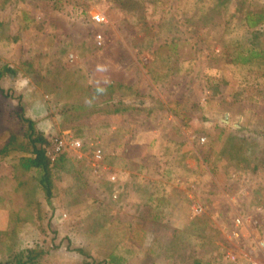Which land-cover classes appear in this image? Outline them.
I'll list each match as a JSON object with an SVG mask.
<instances>
[{
    "label": "rangeland",
    "instance_id": "374dc122",
    "mask_svg": "<svg viewBox=\"0 0 264 264\" xmlns=\"http://www.w3.org/2000/svg\"><path fill=\"white\" fill-rule=\"evenodd\" d=\"M244 9L264 12V0H0V61L17 70L0 85V261L33 248L47 253L37 264H85L72 250L84 248L90 261L116 251L127 264H264V57L238 59L264 49V23L250 28ZM109 85L124 111L55 110ZM26 117L36 135L86 143L52 161V198L20 165ZM92 141L118 183L92 168ZM186 148L179 202L154 225L142 163L184 171Z\"/></svg>",
    "mask_w": 264,
    "mask_h": 264
},
{
    "label": "trees",
    "instance_id": "16d2710c",
    "mask_svg": "<svg viewBox=\"0 0 264 264\" xmlns=\"http://www.w3.org/2000/svg\"><path fill=\"white\" fill-rule=\"evenodd\" d=\"M244 14L246 23L250 28H256L264 23V12L244 9ZM238 56V59L242 63H250L257 59H262L264 57V49H249L247 53H239ZM15 74H17V70L14 67L10 66L6 62L0 61V85L5 77L14 76ZM114 88V85L94 88L93 93L89 94L86 97V100H78L77 102L56 106L55 110L65 119L94 113L99 110L109 112L124 111L127 107H122L123 105L120 101L115 102L116 97L112 93ZM25 120L28 122L32 148L29 150V155H25L20 158V165L25 170H37L40 172V186L47 195V198H52L54 186L52 161L54 160H52L47 154L49 139L42 134L36 135L37 133L35 131L33 121L27 117ZM11 145L12 142L8 143L1 150V153H7L12 148ZM64 154L65 153L59 155L55 160L59 159ZM153 162L156 164L155 166H151ZM145 166H150L151 168L143 169H150L149 172L151 174L156 172V175L161 177V180L160 182L150 180L146 183H142L140 181L138 184L139 190L145 193V195H148L149 200L153 199V197L158 198L156 199L157 204L154 208L155 214L150 220L154 225L156 223L165 224L166 221L164 219L163 221V216H161V214L164 213V208L176 206L181 195V190L174 184H179V178L183 175H189L190 173L173 166L169 159L159 158L156 156L149 157L143 167ZM176 180L178 182H176ZM156 190H158L157 193ZM158 214H160V217ZM72 250L78 252L82 256L85 264H127L128 262V259L125 256L118 254L116 251L111 252L103 261H90V255L84 248H75ZM46 254L47 253L41 249H27L26 251L24 250L18 252L13 258L0 261V264H37L40 258H43Z\"/></svg>",
    "mask_w": 264,
    "mask_h": 264
},
{
    "label": "built area",
    "instance_id": "2783aa9c",
    "mask_svg": "<svg viewBox=\"0 0 264 264\" xmlns=\"http://www.w3.org/2000/svg\"><path fill=\"white\" fill-rule=\"evenodd\" d=\"M90 16L92 20L98 24H105L108 22L107 15L101 11V10H95L90 11ZM96 42L98 46H102L104 43L103 35L97 34L96 35ZM203 141L205 139H202ZM86 143L80 139L77 138H71L67 135H57L54 137H51L49 139V144L47 146V154L52 159L55 160L59 155L69 152V151H75L76 153L80 155L83 154V149L85 148ZM89 146L91 149V157L89 158L90 164L92 168L96 172H103L108 175L109 180L111 183H118L119 176L116 171L111 168V166L106 164V153L105 149L103 147V144H101L100 141H92L89 142ZM113 195L117 196L119 195L118 190L114 189ZM194 211L199 213L203 211V207L199 204H193ZM238 223L241 222L240 219L237 220ZM229 257L232 259H235V255L231 252H229ZM248 264H260L257 261H251Z\"/></svg>",
    "mask_w": 264,
    "mask_h": 264
},
{
    "label": "crops",
    "instance_id": "0c3cea01",
    "mask_svg": "<svg viewBox=\"0 0 264 264\" xmlns=\"http://www.w3.org/2000/svg\"><path fill=\"white\" fill-rule=\"evenodd\" d=\"M170 118L175 119V117H174L172 114L170 115ZM116 127H117L116 125H112V127H111V132H113V133H114V132H117V131H118V128H116ZM147 129H148V128H147ZM183 130L185 131V134L187 135V131H188V130L186 131V129H184V128H183ZM156 131H157V130H156ZM187 142H188V140H186L185 144H183V145H186ZM169 144H171V143H169ZM172 144H173V143H172ZM188 144H189V143H188ZM149 147H150V146H149ZM187 150H188V151H187ZM189 151L192 153V148H186V152L183 151V153H185V154H184L183 156L181 155V157L179 156L180 158H182V161H183V162H187V163H188V164L185 165V166L182 165V167L185 168L184 171L187 172V173H189V172L191 171V166L194 165V164L191 162V159H190V157H189L190 154H186V153L189 152ZM154 153H156V152H154ZM154 153H153V154H154ZM170 155H171V154H170ZM177 157H178V156H177ZM180 158H179V159H180ZM189 161H190V165H189ZM177 163H178V160L174 162L175 165L173 164V166L177 167ZM142 164H143V166H144L145 162L142 163ZM155 165H156V164H154V162H153V164H152L151 166H155ZM143 166H142V168H151L150 166H148V167H147V166L143 167ZM189 166H190V167H189ZM142 168H141V169H142ZM115 169H116V170H119V172L121 173V171H120L121 169H120V168H115ZM149 170H150V169H145V171L148 172L147 174H145L144 172L142 173L143 177H144V178H145V177L147 178V180H146L145 182H142V180H144V179H141L140 181H141L142 183H146V182H149V181H150V179H149V176H150V172H149ZM140 173H141V172H140ZM144 174H145V175H144ZM152 174H153V175H156V172H153ZM147 175H148V176H147ZM156 177H157V178H156V179H153V180H157V182H160L161 177H160V179H158V178H159L158 175H156ZM140 181H139V183H140ZM178 181H179V180H178ZM178 181L176 180V182H178ZM174 182H175V181H174ZM174 185H176V186L178 187V184H177V183H175ZM178 188H179V187H178ZM157 191H158V190H156V193H157ZM139 193H140V195H145V193H143V192H141V191H139Z\"/></svg>",
    "mask_w": 264,
    "mask_h": 264
}]
</instances>
